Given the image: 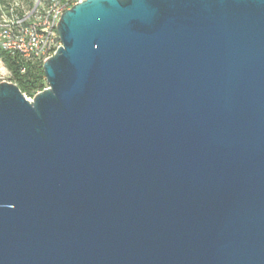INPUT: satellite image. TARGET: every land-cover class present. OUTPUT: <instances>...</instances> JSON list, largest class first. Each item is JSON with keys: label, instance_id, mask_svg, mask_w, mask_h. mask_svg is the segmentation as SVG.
Instances as JSON below:
<instances>
[{"label": "water", "instance_id": "95a60500", "mask_svg": "<svg viewBox=\"0 0 264 264\" xmlns=\"http://www.w3.org/2000/svg\"><path fill=\"white\" fill-rule=\"evenodd\" d=\"M46 87L0 81V264H264V0H82Z\"/></svg>", "mask_w": 264, "mask_h": 264}, {"label": "bare ground", "instance_id": "6f19581e", "mask_svg": "<svg viewBox=\"0 0 264 264\" xmlns=\"http://www.w3.org/2000/svg\"><path fill=\"white\" fill-rule=\"evenodd\" d=\"M75 3L76 0H0V44H7L0 49L44 62L52 35L59 37L56 24L61 14ZM19 45L21 48H16Z\"/></svg>", "mask_w": 264, "mask_h": 264}, {"label": "trees", "instance_id": "16d2710c", "mask_svg": "<svg viewBox=\"0 0 264 264\" xmlns=\"http://www.w3.org/2000/svg\"><path fill=\"white\" fill-rule=\"evenodd\" d=\"M0 59L9 72V79L26 96H33L46 87L43 62L38 58L26 59L16 52L0 49Z\"/></svg>", "mask_w": 264, "mask_h": 264}, {"label": "built area", "instance_id": "2783aa9c", "mask_svg": "<svg viewBox=\"0 0 264 264\" xmlns=\"http://www.w3.org/2000/svg\"><path fill=\"white\" fill-rule=\"evenodd\" d=\"M81 1L82 0H76V3L81 2ZM17 13L20 14V12H18V11H17ZM3 45H7V44H0L1 47ZM60 45L61 44H59V37H54L52 35V39L50 40V45L48 46L47 50H45V57H46V59L49 56H51ZM16 48H21V45L17 46Z\"/></svg>", "mask_w": 264, "mask_h": 264}, {"label": "rangeland", "instance_id": "374dc122", "mask_svg": "<svg viewBox=\"0 0 264 264\" xmlns=\"http://www.w3.org/2000/svg\"><path fill=\"white\" fill-rule=\"evenodd\" d=\"M3 80H9V72L8 70L4 67L2 61L0 60V81ZM47 85V84H46ZM27 98H32V96H26Z\"/></svg>", "mask_w": 264, "mask_h": 264}]
</instances>
